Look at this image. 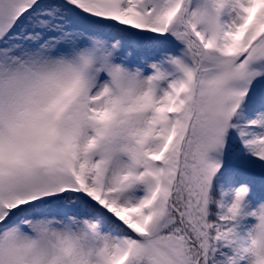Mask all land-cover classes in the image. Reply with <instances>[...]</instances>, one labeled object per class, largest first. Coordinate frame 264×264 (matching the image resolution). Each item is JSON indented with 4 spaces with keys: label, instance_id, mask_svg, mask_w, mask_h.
I'll return each instance as SVG.
<instances>
[{
    "label": "snow or ice",
    "instance_id": "obj_1",
    "mask_svg": "<svg viewBox=\"0 0 264 264\" xmlns=\"http://www.w3.org/2000/svg\"><path fill=\"white\" fill-rule=\"evenodd\" d=\"M0 264H264V0H0Z\"/></svg>",
    "mask_w": 264,
    "mask_h": 264
}]
</instances>
